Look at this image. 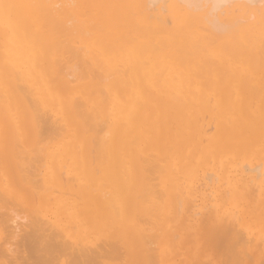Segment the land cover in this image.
<instances>
[{
    "label": "bare ground",
    "instance_id": "obj_1",
    "mask_svg": "<svg viewBox=\"0 0 264 264\" xmlns=\"http://www.w3.org/2000/svg\"><path fill=\"white\" fill-rule=\"evenodd\" d=\"M235 6L248 15H231ZM257 11L264 0H0V225L11 234L0 264H155L149 245L167 222L159 199L173 194L157 190L159 173L171 176L172 157L197 176L196 121L210 98L224 115L226 70L263 75L264 22L245 23ZM236 130L233 143L247 144Z\"/></svg>",
    "mask_w": 264,
    "mask_h": 264
},
{
    "label": "rangeland",
    "instance_id": "obj_2",
    "mask_svg": "<svg viewBox=\"0 0 264 264\" xmlns=\"http://www.w3.org/2000/svg\"><path fill=\"white\" fill-rule=\"evenodd\" d=\"M236 7H237V9L234 10V8H236ZM242 11H243V14H242ZM230 13H231V15H233V14L234 15H244L245 14L246 16L248 15L247 14L248 12L245 13L244 8H242L240 6L232 7L230 10ZM256 13L257 14L254 15V17H251L250 20L245 21V23L251 24L256 28H259L260 24L264 22V19L261 20V18H263V16H264V13L262 11H257ZM255 17H256V19L252 20ZM255 20L257 22H255ZM260 21H261V23H259ZM226 72H227L228 76H227ZM226 72H225V74H226L227 78L225 80L224 90H226L228 95L225 98V103H223V105L226 104L224 106L223 111H222V113H224V115L219 116L215 112L214 106L212 107V101L213 100L210 98L208 101L209 102L208 108L212 112H210L209 109L206 110V112H205L206 115L203 116L204 118L202 117L203 119L200 118L198 122L196 121V124L200 129H201V126L203 124L205 125V126L204 125L203 126L207 127V128L210 127V126L209 127L207 126L208 124L211 125V127H210L211 129L209 128L206 131V133H207L206 136L203 135L202 133H200V129H199V131L197 133H195L194 141L192 142V146H191L192 148H195V144L198 143V144H196V150H195V152L197 154L194 152L193 155H195V156L192 155L189 158L190 160L192 158L193 162L196 161L194 163V165H195L194 168L199 171V172H197L198 173L197 176L195 178H190L186 173L185 174L187 176L185 174H182L180 172V164L181 163L184 164L185 162L183 160H181L182 162L180 164L179 163L175 164V163H173L172 157L170 158V162H167L169 164V166H171L170 169L172 168L171 176L167 174V170H165V169H161L163 172L161 171V173H159L160 178H162V179L164 178V180H166V182H164V185H161V184L158 185L157 190H159V188H160L161 189L160 191H163L164 189H166L165 187L170 186L169 188L173 192V194H172V198L170 201L167 199L166 195H162L159 199L162 206H163L161 208L162 212L161 211L160 212L167 219V222L165 224L164 230L162 232L160 231V234H159L160 236L157 235L156 241L154 240L156 243L149 245V247L154 245L153 249L157 250V251L153 250L154 253L156 252L155 253L156 263L155 264H192V263L202 264L201 262H203V264H205V263H207V261H208L207 264H216V263L217 264H225L226 255H228V258H229V259H227L228 262L226 261V264H243V263L244 264H251V263L252 264H260L263 260L261 254L264 256V245H263L264 244V213H263L264 212L263 211L264 210V204L262 203V202H264V172H263L264 171V148H261V147L264 146V120H263L264 119V109H263L264 108V95H263L264 94V84H263L264 79L262 80V78H264L263 77L264 73L262 75L261 73L257 74L256 72H253L254 73L253 74L252 72H248L247 70H240V69H238L236 71L235 70H226ZM229 73H232V74H230V76H229ZM233 74L235 75V77H232ZM236 74H237V76H236ZM260 74L262 76L261 80L259 79L261 77ZM247 77L248 78L250 77V78L247 80L246 79ZM244 80H247V83ZM242 83L246 84V86L243 85ZM251 84L253 86H256V88H258V86L261 84L263 85L262 88H260V86H259L260 90L258 88L259 93H256V95L258 97L255 96V94H254L255 92H258V90H256V88L254 87L256 90L254 92V88H252L253 86ZM228 85H229V88H228ZM243 86H245L246 88H244ZM235 87H237V88H235ZM251 88L253 89V91H251ZM232 89H234L233 90L234 92L232 91ZM243 90H245V91H243ZM230 91H231V94H230ZM243 92H244V94H242ZM251 93H252V95L254 94V96H252ZM237 98H239L237 100L239 102L234 105L233 100H235ZM229 102H230L232 107L229 106L230 105V104H228ZM251 102H252V104H251ZM243 105H244V107H246V105H247L248 109L245 108L246 112L243 110L244 109ZM228 107H230V108H228ZM249 108H250V110H249ZM242 111H243V113H242ZM227 115H229V116L227 117ZM212 117H213V120H212ZM231 117L237 118V121H235V119L231 120L232 119ZM210 118H211V120H210ZM224 118H225V120H224ZM228 118H229L230 122H229ZM226 119H227V123H226ZM250 120H252L253 124L251 123ZM249 121H250V123H249ZM261 121H263L261 123V126L263 125L262 126L263 130L259 129V128H261L260 126L257 128V126L260 124ZM242 123H243V125H242ZM257 123H259V124H257ZM223 124H225L226 126L228 125V126L227 127L223 126ZM246 126L248 127V129ZM249 126H250L251 131L249 130ZM221 128H222V130L224 128V130H223L224 133H223V131H221ZM244 129H247L250 132L245 131ZM256 129H258V131H261L259 133H261L262 136L258 135L259 133ZM235 130H236V132L244 131L245 134H242V135H244V137L242 139L249 138V139H247L249 142H247V144H245V145H238L237 144V146H236V143L234 144L233 142H238V140H237L238 138L235 136H232V137L230 136V133L232 135H234ZM253 131H255V132H253ZM215 133L217 136L215 135ZM222 133H223V135H222ZM254 133H255V135H254ZM225 134L227 135V138L225 137L226 136ZM251 134L255 136V138H253L254 141L251 139L253 137ZM250 135H251V138H250ZM217 137H219V141L216 140ZM175 138H177L176 135L173 137V139H175ZM223 138H226V139H223ZM256 138H259V140H257ZM203 139H208V141H210V144H212L213 146L209 148V151L214 150L213 152L215 153L216 156L213 155V157H209L207 159L205 152L204 153L202 152V145H201L202 141L201 140H203ZM225 140H226V143H224ZM252 142H254V143H252ZM248 143L251 145L250 148H249L250 145ZM224 144L229 145V151H225V150L223 151L222 149H220L221 146ZM233 144H234V148H232ZM217 145H219V147ZM240 146H241V149H240ZM218 148H219V151L217 152ZM248 148H249V150H248ZM260 148H261V150H260ZM240 151H242V154L240 153L241 156H239ZM216 152L218 154L220 153L219 156L216 154ZM221 152H222V154H221ZM247 153H248V155H247ZM193 157H194V159H193ZM196 157L198 160L196 159ZM220 158H221V160H220ZM258 162H260V163H258ZM252 163H254V164H252ZM261 163H263V164H261ZM182 164H181V166H182ZM240 164L241 165L244 164V167L241 166ZM257 164H259L258 165L259 167H257ZM252 165L253 166L255 165V167L252 168L253 170L250 168ZM172 166H174V167H172ZM246 166L250 169H248ZM246 168H247V170H246ZM202 172H204L205 175ZM208 172L211 173L209 175V178L207 176L209 174ZM199 173H201V174H199ZM244 173H245V175H244ZM255 175H256V177H255ZM182 176H183V178H182ZM198 176H200V177H198ZM179 177H180V181H179ZM239 177H245L247 180L245 178H244L245 181L240 179L239 182L236 184L234 178H239ZM177 180H178V182H177ZM209 180H211V181L209 182ZM224 180H226V182ZM188 181L191 184H189ZM214 181H216V182H214ZM197 182L199 184H197ZM184 183H186V184H184ZM201 183L204 185H202ZM162 187H163V190H162ZM204 187H207V188H204ZM182 190H183V192H182ZM197 190L198 191L200 190V191L198 192ZM209 191L212 192V194ZM162 194H163V192H162ZM178 195H179V197H178L179 199L176 197ZM176 204H177V206H176ZM261 204H262V206H260ZM192 205H194V206H192ZM14 208H15V210H17V207H14ZM197 209H198V211H197ZM233 210H235V211H233ZM236 210H237V212H236ZM248 211H250V212H248ZM162 215H160L159 217H161ZM190 216H191V218H190ZM6 217H8V216H6ZM9 218L10 217H8V219H7L8 223H9ZM181 218H185L186 220L183 221ZM5 224H7V223H5ZM147 226L145 228H147ZM261 226H262V228H261ZM3 227L4 228L2 229V226L0 225V245H2V243H4L3 240L5 242H6V240L10 241V240H8L10 238L9 236L11 235L10 232H9L10 235L5 234L8 237L7 239L3 238L5 236L4 231H5V233H7V231H9V230H7V231L5 230V226H3ZM226 228L229 229V232L226 231ZM200 229H202V230H200ZM233 229H234V235H233ZM147 230H148V228H147ZM165 232H167L170 236L167 238H164V237L162 238V236L164 235ZM215 232H217V233H215ZM238 232L241 234L243 233L242 234L243 236L241 234H239ZM237 233L239 234V236L241 235L243 238H246L245 239L246 242L241 236L239 239V237L237 236L238 235ZM116 234H119V233L116 232ZM216 234H217V236L215 237ZM226 234L229 236L227 237ZM234 236H235V238H234ZM222 237H224V238H222ZM100 238L102 240L103 236H101ZM228 238L230 239V241ZM160 239H164V240H168V241H165L163 244H158ZM216 239L218 240L219 244H216V242H217ZM222 239H225V240H222ZM237 239H239V240L237 241ZM99 240L100 239L96 240L95 242L98 243ZM231 240L232 241L234 240L235 242L234 241L232 242ZM249 240H250V243H249ZM212 241H216V242H212ZM219 241H222V242L227 241L226 243L228 244V247L226 246L227 244L222 245V243ZM240 241L242 242V245H241ZM170 244H171V246H170ZM203 244H205V245H203ZM229 244H231V245H229ZM155 247H157V248H155ZM221 247L224 248L225 250L222 249ZM150 248L152 249V247H150ZM227 248L229 251L227 250ZM233 250L236 252V257L232 253ZM122 252H123V250H122ZM157 253H158V255H157ZM191 255H193V257ZM233 256H234V258H233ZM237 256L239 258H237ZM235 258L238 259V262L235 261ZM109 264H124V263L121 259H119V260H117V259L113 260L112 259V260H110ZM137 264H144L143 260H140ZM145 264H146V262H145Z\"/></svg>",
    "mask_w": 264,
    "mask_h": 264
}]
</instances>
